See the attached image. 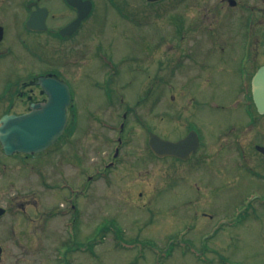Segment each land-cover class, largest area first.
Here are the masks:
<instances>
[{
	"label": "rangeland",
	"instance_id": "1",
	"mask_svg": "<svg viewBox=\"0 0 264 264\" xmlns=\"http://www.w3.org/2000/svg\"><path fill=\"white\" fill-rule=\"evenodd\" d=\"M4 1L20 3L24 0ZM116 2L131 21L98 0L83 35L68 51L63 50L65 55L56 54L54 50L51 61V47L42 42L45 51H40L43 58L37 69L47 70L54 63V69L63 71L68 65L67 71L78 81L73 83V89L80 104V116L74 119L75 124L69 120L62 138L33 159L23 155L7 158L0 153V207L6 211L0 217V264L263 262L264 210H257L254 215L250 210L246 212L242 197L256 185L244 171H237V168L242 169L237 164L240 160L236 144L231 145L224 136L219 140L217 136L215 138L222 124L241 125L247 119L245 109H242L241 69L237 75L234 72L241 37L233 36L235 26L231 24L232 20H225L236 12L221 0H164L151 6L146 0ZM49 5L54 8L58 2L52 0ZM236 28L240 32L237 23ZM178 31L183 34L181 51ZM131 34L132 39L135 38L134 47L127 40ZM163 36L168 38L167 44H164ZM198 42L202 45L196 52L203 55L208 64L206 73L212 71L211 85L191 82V88L186 86L178 93V87L186 80L185 75L183 79H171L167 87L163 86L161 76L165 57L179 53L187 55L191 45ZM155 44L158 49L154 48ZM209 46L213 50H208ZM222 47L225 54L220 59L213 51L219 54L217 50ZM259 49L254 46L257 58ZM98 50L118 69L125 66L119 63L120 56L124 55L135 57L138 62L141 59L150 70L140 77L135 76L139 82L122 87L124 83L117 77H107L112 73L108 69L111 65L100 63L96 57ZM71 61H74L72 65ZM4 64L5 60L0 59V95L5 90ZM101 78L112 79L116 89L105 85L95 87V81H103ZM192 95H197L200 104L194 115L191 111L205 141L200 153L183 164L171 158H156L147 146V130L168 140L179 137L184 129L178 132L175 128L179 125L186 128L182 115L190 114L186 108L191 105ZM143 96L146 99H142ZM172 96L181 98L174 102L170 100ZM212 99L222 102L226 108L210 107L208 103ZM178 102L183 105L179 112L176 109ZM126 110L130 112L123 127L124 142L118 147L117 130ZM165 110L169 113L165 114ZM142 123L145 125L141 126ZM260 128L261 123L257 122L246 132L247 137L245 132L238 131L239 128L236 133L252 145L253 134L257 135ZM231 136L234 141V133ZM116 148L119 151L114 157ZM254 154L253 151L248 153L245 166L257 168L261 164ZM109 160H115L116 167L109 169L104 178H99L95 169L103 168ZM230 166L236 167L227 177ZM87 176H92V180L85 190ZM80 190H85L86 196L77 195ZM69 199L79 206L75 212ZM252 209H258V206L254 205ZM66 210L68 213L62 216L52 215ZM228 213L231 216L227 217ZM230 219L233 223L237 221L233 229L224 230L233 237L231 242H227L221 233L210 243H198L199 237L211 231L213 225ZM106 224L122 229L123 236L119 239L133 244L126 249L119 248L111 234L101 237ZM184 227H190V230L185 236L176 237L177 232L186 229ZM99 238L102 242L87 252H80L74 244L75 241L91 245ZM189 239H193L198 257L183 245H174L175 240ZM65 246H71L72 251L65 253L60 249ZM163 254L169 256L164 259ZM58 255L61 259L65 256V261L56 258Z\"/></svg>",
	"mask_w": 264,
	"mask_h": 264
},
{
	"label": "flooded vegetation",
	"instance_id": "2",
	"mask_svg": "<svg viewBox=\"0 0 264 264\" xmlns=\"http://www.w3.org/2000/svg\"><path fill=\"white\" fill-rule=\"evenodd\" d=\"M51 1L52 0H24L20 3H9L3 0L2 2H0V59L5 60V64L3 65V82L5 90L0 95V118H2L4 115L26 114L30 112L31 105H42L46 103L47 96L42 88L37 84L39 77L43 76L46 78L58 79L67 85L70 92V103L66 108V120H74L77 118V115L79 119L80 110L78 106L80 104L77 101V97L73 89V83H76L78 81H75L71 76L72 73L67 71L68 65L63 71L62 69H54V63L52 62L51 67L47 70H40L37 68L40 67L41 59L43 58L40 54V51H45V49H43V47L45 46L42 45V42L44 41V43H48L51 47L49 49V58L51 59V61H53L52 55L55 54L53 52L54 50L56 51V54L57 52H59L65 55L66 53L63 52V50L66 49L68 51L72 44L81 35H83L84 30L87 28L88 21L91 18L94 10L96 9L98 0H57L58 6L54 8L50 7L49 5ZM70 1L77 4L86 1H90L92 3V11L90 15H88V17H86L85 19H82L75 31L71 32L70 30H68V26L78 19V9L73 6ZM101 1L107 3L114 9L121 8L120 6H118L116 0ZM163 1L164 0H160L158 2L147 4L151 6L156 5L157 3H162ZM221 2H226L229 8L233 9L236 12L234 16H227L225 20H232L231 24L235 26V33L233 34V36L238 35L239 37H241L242 44L240 45L239 55L235 63L234 72L237 75L239 73L238 70L241 69L240 73L242 74V76L240 82V92L243 102L242 109H245L244 113L247 119L241 125H236L233 123H229L228 125L222 124L217 129L215 138L217 136L216 139L219 140L224 136L225 139H229L228 143L230 142L231 145L233 143L236 144L235 148L238 149L237 156L240 160L237 164H239V167L242 169L240 170L239 168H237V171H244L247 174L248 178L256 185L254 187L255 189L245 192L242 195L245 202V211L249 213L250 210L251 214L254 215L257 210H264V114L258 112L249 91L252 86V79L254 74L264 66V0H221ZM7 4H14V6H8ZM32 13H39V15L43 13V28H41V25L38 22L35 24V27H32L31 29L27 28L26 23ZM9 14L11 16H9ZM179 20L182 22V24L184 23V20ZM236 23L240 25V32L237 31ZM181 27L184 28L183 25ZM167 39L168 38L164 37V44H167ZM127 40L131 42L130 46L134 47L135 38L132 39V34L131 37H129ZM177 41L178 45L181 46V51L183 49V34L181 31H178ZM13 43H15V45ZM201 45L202 44L200 42H198L197 44H192V48L189 49L188 53L185 51L187 55L179 53L175 55L172 54L170 57H165V59L163 60L165 67L163 75L161 76L163 86L167 87L171 79L177 78L181 80L185 75L186 80L181 84L180 87H178V93H182L186 86L191 88V82H197L199 84L200 81V84H203L201 86L206 85L207 87L211 85L212 71L210 70L209 74L206 73V65L208 64L206 63L204 56L199 52H196V49ZM254 46H258L260 48L258 58L255 57L256 55L254 53ZM131 47L130 50L132 51ZM154 48L158 49V44H155ZM208 50L213 49L209 46ZM217 52L219 54H216L215 50L213 51L216 57L223 59V55L225 54L223 47L217 50ZM96 57L98 58L100 63L104 64L106 56L101 54L100 50L97 51ZM73 63L74 61H71L70 65H72ZM119 63L120 65L125 64L124 68L122 66V69H118L117 65L113 66L111 68L112 73H110L107 77H112L113 79L117 77L119 82L124 83L122 87H124L125 85V88L128 87L129 83L139 82V80L135 78L137 74L140 77V75H144L147 71L150 70L148 66L142 64L141 59H139L138 62L135 57L132 58L131 56H120ZM140 64L143 65V68L140 66ZM222 67L224 68V66ZM252 67H255L256 69L253 70L254 68ZM202 70H204L205 72L202 73ZM76 73H78V71ZM179 75H181L182 77H180ZM102 80L103 81H95V85H93L95 87H101V85H105V83H107L109 87L116 89V87H113L112 85V79ZM166 91L168 90L166 89ZM15 96H17V98H14ZM179 98L181 97L177 98L176 96H172L170 100L177 102ZM142 99H146V97L143 96ZM197 99V95L190 96L191 105L186 108V111L190 112V114L182 115L183 119L186 121V128L179 125V127L175 128V130L179 132L181 128L184 129L183 133L180 134L177 139L185 137L192 131L195 132L199 138L200 147L196 153H190L185 161L171 158L177 163L183 164L189 162L192 158L200 153L203 147V143L205 142L204 140H202V132L199 126L196 125L197 123L193 121L194 118L191 114V111H193L194 115L196 106L200 105ZM110 101L113 100L110 99ZM166 105L168 109H170V105L167 103ZM208 105L218 110H223L224 108H226L222 102L218 103L213 99L208 103ZM182 108V103L178 102V104L176 105V109L178 110V112ZM164 113L166 114L169 112L165 110ZM123 117L126 118L127 113H124ZM257 122L261 123V128L258 130L257 135L253 134V137L255 136L253 140L254 142L252 143V145H249L244 139L239 136L238 133H236L237 128L241 129L238 131H243L246 133L250 130V127ZM167 123L170 124V122ZM165 127H167V125ZM169 127L171 129L172 126L169 125ZM233 133L235 137L234 141V138L232 139L231 136ZM247 136L248 133H246V137ZM224 147H226V144L224 145ZM257 147L262 148V151L258 150ZM251 151L255 152L254 155L256 156L257 161H260L259 163H261L259 166H257V168L244 165L246 164L247 155L248 153L250 155ZM224 152L227 151L224 150ZM230 152L231 151H228V153ZM114 165L115 162H109L105 167H114ZM235 167L236 166H230V168H228L229 171L228 173H226L227 177H229L230 170ZM99 175H101V178H103L101 172H99ZM254 205L258 206V209H252ZM72 211H75L74 205L72 206ZM229 216H231L230 213L227 214V217ZM220 223L221 224H218L216 226L213 225L211 227V231L208 230V232L202 234V236L198 239V243H200L201 245L202 243H210L213 238L217 239L221 233V236L227 238V242H231L233 240V237L228 236L227 232H225L224 230L233 229L236 224L233 225L231 219L230 221H221ZM181 232H183V234L187 233L186 230H182L177 232V234ZM217 233L218 236L215 237ZM185 234L183 236H185ZM208 238L210 239V241L208 240ZM176 243L178 244L180 243V241H177ZM183 243L188 247H193L195 245L193 239L186 240ZM209 263V261L205 262V264ZM221 263L243 264L239 262H229L228 260H223V262L221 260ZM259 264H264V261L260 262Z\"/></svg>",
	"mask_w": 264,
	"mask_h": 264
},
{
	"label": "water",
	"instance_id": "3",
	"mask_svg": "<svg viewBox=\"0 0 264 264\" xmlns=\"http://www.w3.org/2000/svg\"><path fill=\"white\" fill-rule=\"evenodd\" d=\"M157 1V0H148ZM79 9L78 19L68 29L75 31L81 18L90 12V3L84 6L71 2ZM43 13H33L27 27L31 29L38 22L41 28ZM39 84L48 95L47 103L43 106H32V111L22 116H4L0 120V144L6 155L25 153L34 155L45 150L62 134L66 124V107L69 103V92L63 83L55 79L40 78ZM252 97L259 113L264 114V66L261 67L252 79ZM150 149L159 156L175 155L186 157L185 150L190 151L198 147L196 137L188 136L179 142H169L150 134ZM259 150H262L259 148ZM3 210H0V214ZM0 248V254H1Z\"/></svg>",
	"mask_w": 264,
	"mask_h": 264
}]
</instances>
